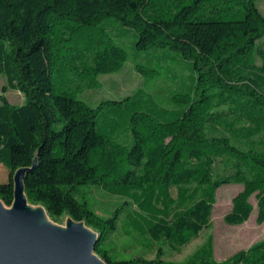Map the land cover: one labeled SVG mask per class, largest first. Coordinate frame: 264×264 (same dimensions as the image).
Listing matches in <instances>:
<instances>
[{"label":"trees","instance_id":"obj_1","mask_svg":"<svg viewBox=\"0 0 264 264\" xmlns=\"http://www.w3.org/2000/svg\"><path fill=\"white\" fill-rule=\"evenodd\" d=\"M121 26L133 32L137 51L175 52L170 59L190 71V85L176 77L177 89L164 104L138 90L97 106L61 90L59 80L54 86L55 65L77 52L89 57L95 74L120 71L128 59L115 42ZM263 36L255 0H0V76L6 80L0 164L8 171L0 200L12 206L14 174L27 169L28 201L94 229L93 252L106 264H264V240L221 261L209 243L184 262L165 261L161 250L177 252L209 227L215 192L232 180L243 187L224 221L246 222L255 195L256 223L264 222V151L206 133L228 120L248 123L252 135L263 129L264 47L256 46ZM133 67L146 79L160 78V66L134 60ZM8 88L24 102L11 104ZM221 156L247 167L214 180L212 166ZM101 190L122 198L105 217L95 209V191ZM123 213L134 214L158 244L155 258L115 255L110 238Z\"/></svg>","mask_w":264,"mask_h":264},{"label":"rangeland","instance_id":"obj_2","mask_svg":"<svg viewBox=\"0 0 264 264\" xmlns=\"http://www.w3.org/2000/svg\"><path fill=\"white\" fill-rule=\"evenodd\" d=\"M256 6L264 16V0H255ZM118 27V26H117ZM121 38L115 42L121 43L127 51L128 59L123 68L111 74H95L91 66L89 57L85 54L66 55L65 61L60 60L57 65V72L53 73L52 80L57 84L59 80L61 90L67 89L79 99L85 100L90 106L105 105L110 101H123L125 98H131L138 90L147 92L160 104L168 101L172 92L177 89L178 78H182V84L185 87L191 83L190 71L182 62L176 59H170L171 54H176L168 49L153 48L144 51H137L133 46L135 36L128 28L122 27ZM257 47H264V36L256 41ZM134 60H139L148 65L160 66V78L146 79L133 67ZM257 64L261 61L255 56ZM169 75V76H167ZM177 83H174L176 81ZM61 81V82H60ZM6 84L4 76H0V93L2 86ZM56 87V86H55ZM58 89L59 91H61ZM5 96L11 104L19 105L24 102V96L18 91L8 88ZM224 121L218 127H208L206 129L209 138L216 136H226L229 140L236 142L240 147L254 150L255 152L264 151V126L260 132L250 134L252 129L248 123ZM120 124V128H124ZM124 130V129H123ZM124 133V132H122ZM246 164L237 157L221 156L215 159L212 166V179L221 180L233 176L237 169H246ZM248 175V172L247 174ZM8 171L0 164V183L7 180ZM242 181L227 182L222 184L215 192V200L211 210L210 225L202 230L196 237H193L188 244L179 251H171L166 246H161L162 259L172 262H184L191 257L198 249L206 244H211L213 257L217 261L224 260L233 253L247 249L253 244L264 240V222L256 223V198L252 195L249 199L253 206L249 219L239 225H229L224 221V216L232 207V198L242 189ZM189 190H192L190 188ZM95 209L102 216H109L115 206L122 202V198L110 195L104 191H95ZM171 195L176 196V189H171ZM31 203V202H30ZM34 204V203H32ZM45 211L46 209L40 205ZM47 213V211H46ZM48 214V213H47ZM52 225L66 230L68 225L77 223L67 214L59 217H52L48 214ZM134 214L123 213L118 224V229L111 236L110 241L115 248L116 253L125 257H137L143 259H153L156 257L159 246L153 244L146 234H144L139 223L133 219ZM84 225L92 234L97 232L84 222ZM96 255V254H95ZM97 256V255H96ZM98 257V256H97ZM102 260L100 257H98ZM103 261V260H102ZM104 262V261H103Z\"/></svg>","mask_w":264,"mask_h":264},{"label":"water","instance_id":"obj_3","mask_svg":"<svg viewBox=\"0 0 264 264\" xmlns=\"http://www.w3.org/2000/svg\"><path fill=\"white\" fill-rule=\"evenodd\" d=\"M26 171L14 174L12 206L0 200V264H106L93 252L97 236L82 223L62 230L39 222L38 213L27 208Z\"/></svg>","mask_w":264,"mask_h":264},{"label":"bare ground","instance_id":"obj_4","mask_svg":"<svg viewBox=\"0 0 264 264\" xmlns=\"http://www.w3.org/2000/svg\"><path fill=\"white\" fill-rule=\"evenodd\" d=\"M24 196H25V198H26V200H27V208H28L29 210H32V211H35V212L38 213V216H39V222H40V223H49V224L52 225V222L50 221L49 216H48V214L46 213V211H45L43 208H41L40 206H37V205H35V204L30 203V202L28 201V199H27V195H26V193H24ZM82 227H84V225H83Z\"/></svg>","mask_w":264,"mask_h":264}]
</instances>
